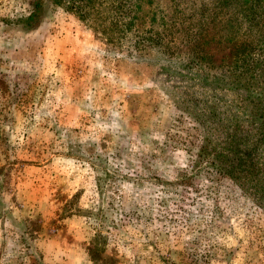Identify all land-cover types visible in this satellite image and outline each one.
Returning a JSON list of instances; mask_svg holds the SVG:
<instances>
[{"label":"rangeland","instance_id":"obj_1","mask_svg":"<svg viewBox=\"0 0 264 264\" xmlns=\"http://www.w3.org/2000/svg\"><path fill=\"white\" fill-rule=\"evenodd\" d=\"M65 7L0 0V264H264L240 182L156 193L152 155L189 168L174 114L196 124L158 89L167 62L128 58Z\"/></svg>","mask_w":264,"mask_h":264},{"label":"trees","instance_id":"obj_2","mask_svg":"<svg viewBox=\"0 0 264 264\" xmlns=\"http://www.w3.org/2000/svg\"><path fill=\"white\" fill-rule=\"evenodd\" d=\"M65 9L128 58L168 64H158V89L196 124L183 126L175 113L167 131L176 120L188 169L164 154L150 157L166 176H155L157 195L200 196L199 183L214 188L224 179L240 182L264 211V0H66ZM137 162L130 177L148 168Z\"/></svg>","mask_w":264,"mask_h":264}]
</instances>
